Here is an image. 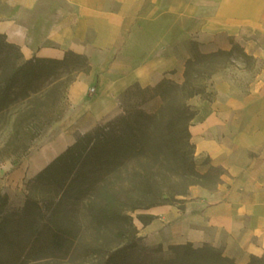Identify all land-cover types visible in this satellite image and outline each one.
Wrapping results in <instances>:
<instances>
[{
    "label": "trees",
    "instance_id": "16d2710c",
    "mask_svg": "<svg viewBox=\"0 0 264 264\" xmlns=\"http://www.w3.org/2000/svg\"><path fill=\"white\" fill-rule=\"evenodd\" d=\"M190 51L181 83L164 79L153 87L133 84L122 92L155 91L161 101L156 110H137L78 134L26 182L22 207L8 210V196L0 194V264L67 255L79 232V204L95 226H116L117 236L126 239L101 264H137L130 249L137 248L141 238L129 212L165 204L181 206L191 186L214 189L222 181L221 167L210 165L203 173L196 168L190 133L195 110L188 101L194 96L209 102L215 98L216 58L237 54L248 68L257 61L238 44L203 53L191 41ZM90 67L86 55L71 50L61 59L25 58L18 45L0 34V120L7 125L0 141V161L17 164L30 153L66 115L69 88L76 74ZM136 217L143 225L155 218L152 214ZM191 246H170L190 250H174L178 254L173 259L158 264H237L207 244ZM246 264H264V257L251 256Z\"/></svg>",
    "mask_w": 264,
    "mask_h": 264
},
{
    "label": "crops",
    "instance_id": "0c3cea01",
    "mask_svg": "<svg viewBox=\"0 0 264 264\" xmlns=\"http://www.w3.org/2000/svg\"><path fill=\"white\" fill-rule=\"evenodd\" d=\"M163 14L195 23L184 48L180 36L176 42L174 36L162 40L152 55L112 78L91 65L87 78L96 77V92L81 103L83 94L75 91L83 87L72 88L76 107L57 122L71 130L54 142L69 138L70 145L78 134L114 117V96L133 84L181 83L191 41L203 53L240 45L259 68L247 91H238L218 72L212 77V101L198 96L188 101L195 110L190 133L196 168L203 173L210 165L221 167L222 181L214 189L191 186L181 206H156L152 222L142 224V236L147 235L146 245L162 248L207 244L246 264L251 256L264 257V0H0V34L25 58L61 59L71 50L91 61L115 48L124 33L128 46L134 32L146 30L139 19L152 16L158 22ZM155 101L152 111L159 106Z\"/></svg>",
    "mask_w": 264,
    "mask_h": 264
},
{
    "label": "rangeland",
    "instance_id": "374dc122",
    "mask_svg": "<svg viewBox=\"0 0 264 264\" xmlns=\"http://www.w3.org/2000/svg\"><path fill=\"white\" fill-rule=\"evenodd\" d=\"M140 20L139 25L144 24V32H134L130 39L129 45L124 47L125 40L128 38V33H124L120 38L118 45L112 50L101 51L95 58H91V65L100 74H105L108 77H116L124 73L130 67L140 64L144 59L152 55L156 48L163 41L171 42L180 36L181 49L184 48L185 40L188 33L195 28V23L188 18H177L176 16L163 14L158 22L151 20ZM174 27V32H173ZM172 36H174L172 38ZM260 40H263L259 37ZM216 67H219V74L228 79L240 92H246L249 83L252 81L254 74L259 70L258 65L255 64L248 68L244 60L237 54L232 57L216 58ZM88 72L81 71L75 76L73 87L68 91V115L76 107V100L72 97V88H76L79 84L83 87L75 91L76 96L83 98L81 103L86 99H91L96 92V77L87 78ZM84 79L83 82L81 79ZM94 88V91L90 89ZM141 89L144 87L140 86ZM118 106V113L114 117H110L101 121L103 124L115 117L134 113L137 110H144L152 112L156 106L157 100L161 103L159 96L155 91H141L137 88L129 93L114 96ZM8 123L11 118H8ZM4 120H0V141H2L5 127ZM55 123L34 145L30 153L24 157L17 164H13L10 159L0 161V194H7L8 196V210L18 209L24 203V187L26 182L31 179L35 173L31 172V163L33 160L47 149L56 139L58 135L63 132H69L71 127L64 126L60 128ZM215 184H212L213 187ZM176 205H179L177 203ZM137 208L134 212H129L133 217V225L136 228V235L141 239L138 247L130 249V255L137 259V264H158L162 261L173 259L178 253L174 250H190L183 248H162L159 246L146 245V236H142V222L136 217L137 214H152L153 208ZM77 218L79 225V232L74 241L73 247L69 250L67 255L61 258H46L39 261H29L25 259L20 264H101L107 258V253L116 248L123 246L126 239H121L117 236L118 227L107 226L106 228L95 226L89 219L84 210L83 204L77 207ZM154 215V214H152ZM152 222V221H151ZM150 222V223H151ZM192 248L204 247V244L193 245ZM146 250V251H143Z\"/></svg>",
    "mask_w": 264,
    "mask_h": 264
},
{
    "label": "bare ground",
    "instance_id": "6f19581e",
    "mask_svg": "<svg viewBox=\"0 0 264 264\" xmlns=\"http://www.w3.org/2000/svg\"><path fill=\"white\" fill-rule=\"evenodd\" d=\"M70 142V139H58L52 143L47 149H45L37 159L31 163V172L36 173L45 167L51 160H53L59 153H61ZM152 212H156V209H152Z\"/></svg>",
    "mask_w": 264,
    "mask_h": 264
},
{
    "label": "built area",
    "instance_id": "2783aa9c",
    "mask_svg": "<svg viewBox=\"0 0 264 264\" xmlns=\"http://www.w3.org/2000/svg\"><path fill=\"white\" fill-rule=\"evenodd\" d=\"M90 90H91V91H94L95 89H94V88H91Z\"/></svg>",
    "mask_w": 264,
    "mask_h": 264
}]
</instances>
